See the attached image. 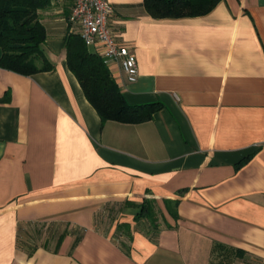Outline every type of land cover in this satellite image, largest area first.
Returning a JSON list of instances; mask_svg holds the SVG:
<instances>
[{"label": "crops", "instance_id": "0c3cea01", "mask_svg": "<svg viewBox=\"0 0 264 264\" xmlns=\"http://www.w3.org/2000/svg\"><path fill=\"white\" fill-rule=\"evenodd\" d=\"M72 1L41 12L53 72L0 68V264H264V0L176 20L109 0L138 65L113 78L163 105L141 124L103 123L70 71Z\"/></svg>", "mask_w": 264, "mask_h": 264}, {"label": "trees", "instance_id": "16d2710c", "mask_svg": "<svg viewBox=\"0 0 264 264\" xmlns=\"http://www.w3.org/2000/svg\"><path fill=\"white\" fill-rule=\"evenodd\" d=\"M52 1L0 0V68L22 76L55 70L54 63L44 50L48 35L41 19V12L48 9ZM222 1L144 0V7L154 19L176 20L204 17ZM64 47L70 71L103 123L141 124L151 121L163 109L160 103L130 105L107 64L98 54L89 50L78 33H69ZM165 206L170 214L177 217L170 201H165ZM155 211L153 202H146L140 207L137 219L146 216L155 222Z\"/></svg>", "mask_w": 264, "mask_h": 264}, {"label": "built area", "instance_id": "2783aa9c", "mask_svg": "<svg viewBox=\"0 0 264 264\" xmlns=\"http://www.w3.org/2000/svg\"><path fill=\"white\" fill-rule=\"evenodd\" d=\"M114 13L109 0H75L68 22L71 31L78 33L87 47H96L107 65L118 64L127 82L134 84L138 81L136 56L118 41L110 25Z\"/></svg>", "mask_w": 264, "mask_h": 264}, {"label": "rangeland", "instance_id": "374dc122", "mask_svg": "<svg viewBox=\"0 0 264 264\" xmlns=\"http://www.w3.org/2000/svg\"><path fill=\"white\" fill-rule=\"evenodd\" d=\"M73 4H74V2L72 1V2L70 3V7L72 6L70 12H72V9H73V6H74ZM70 14H71V13H70ZM41 236H42V235L33 234V235L31 236V237H33V239H34V242H33L32 244H35V241L37 242V240H38L37 238H39V244H42L44 240H42V237H43V236H42V237H41ZM20 241H21L20 243H21L22 245H24V240L21 239ZM41 242H42V243H41Z\"/></svg>", "mask_w": 264, "mask_h": 264}]
</instances>
